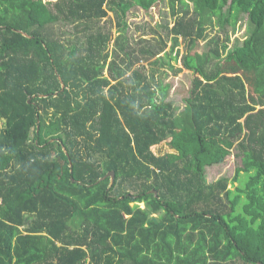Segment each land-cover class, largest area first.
<instances>
[{"label": "trees", "instance_id": "obj_1", "mask_svg": "<svg viewBox=\"0 0 264 264\" xmlns=\"http://www.w3.org/2000/svg\"><path fill=\"white\" fill-rule=\"evenodd\" d=\"M163 1L0 0V264H264V0H167L169 52L108 50L109 12L124 31ZM242 15L240 45L209 35ZM179 38L194 75L175 116L135 62Z\"/></svg>", "mask_w": 264, "mask_h": 264}, {"label": "rangeland", "instance_id": "obj_2", "mask_svg": "<svg viewBox=\"0 0 264 264\" xmlns=\"http://www.w3.org/2000/svg\"><path fill=\"white\" fill-rule=\"evenodd\" d=\"M110 21L106 22V29L111 33V41L108 46V50L111 51L115 37L119 34L126 39V50L139 52L142 48H146L148 44H155L157 40L163 39L165 41L166 53L170 51L172 44L171 36L169 33V24L171 21L170 10L168 1L165 0L157 5L151 7L149 10L144 11L139 7H132L126 14L125 20L127 27L124 31H120L117 28L118 19L113 13H108ZM251 23L247 19L246 15H242L235 23V25H224L223 29L215 24V27L208 31L212 36H224L222 30L228 34V49H233L236 45H240L242 41L248 36ZM178 40V46L173 51L178 50V59H174V52L171 51V58L164 57L163 63L159 62L155 65L147 60H140L135 62L136 67L143 66L146 72H149L152 67L155 68L154 75L156 80H160L161 85H167L166 90L159 92L160 96L165 98L164 100L170 101L173 105L174 115L179 114L185 109V99L188 96L189 88L191 87V80L194 73L191 70L186 69L182 65L181 56L184 52V44ZM204 46V44L202 43ZM133 52V53H134ZM164 54L160 53V56ZM162 56V57H163ZM168 58V59H167ZM180 69V70H178ZM235 151V150H234ZM240 165V159H238L234 153L219 164L206 166L204 171L205 179L208 183L218 180L219 178L231 179L234 176L235 169ZM133 204V203H132ZM140 207H144V203H139ZM72 226L78 228V219Z\"/></svg>", "mask_w": 264, "mask_h": 264}, {"label": "water", "instance_id": "obj_3", "mask_svg": "<svg viewBox=\"0 0 264 264\" xmlns=\"http://www.w3.org/2000/svg\"><path fill=\"white\" fill-rule=\"evenodd\" d=\"M24 34V33H23ZM24 35H26V34H24ZM59 80H60V83H61V87L62 88H64V84H63V82L61 81V79L59 78ZM70 164V163H69ZM107 176H109L110 177V185L112 184V182H113V180H114V173L111 171V172H107L106 174H105V176L104 177H102L100 180H102L103 178H105V177H107ZM154 193H156L155 191H154Z\"/></svg>", "mask_w": 264, "mask_h": 264}]
</instances>
